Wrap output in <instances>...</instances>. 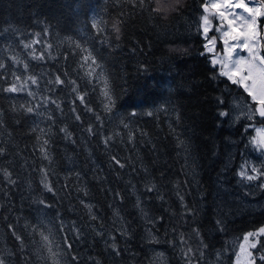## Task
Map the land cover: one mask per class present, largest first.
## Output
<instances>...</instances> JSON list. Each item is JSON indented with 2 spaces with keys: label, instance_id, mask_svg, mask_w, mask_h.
Wrapping results in <instances>:
<instances>
[{
  "label": "trees",
  "instance_id": "1",
  "mask_svg": "<svg viewBox=\"0 0 264 264\" xmlns=\"http://www.w3.org/2000/svg\"><path fill=\"white\" fill-rule=\"evenodd\" d=\"M204 3L0 0L2 264H47L44 242L65 264H155V248L232 264L231 241L264 228L263 205L242 207L244 123ZM252 253L264 264V233Z\"/></svg>",
  "mask_w": 264,
  "mask_h": 264
},
{
  "label": "rangeland",
  "instance_id": "2",
  "mask_svg": "<svg viewBox=\"0 0 264 264\" xmlns=\"http://www.w3.org/2000/svg\"><path fill=\"white\" fill-rule=\"evenodd\" d=\"M239 0H208L206 1V9L201 7V11L197 17V29L200 34L205 38L206 53L209 54L210 62L213 66L217 67L220 74L222 72L231 71L234 62L243 58L245 60L251 59L249 52L245 48L239 47L243 44L244 39L241 36L239 40L233 41L229 39L227 45L223 43L224 32L232 31L235 29L236 33L241 32H255V36L249 40V44L253 46V51L256 56H264V36L261 39L260 18L264 15H257L254 19L250 14L243 9L236 8L233 5L238 3ZM249 8H256V3L253 0H243ZM220 4L227 5L223 8H213L212 5ZM264 10V9H263ZM225 13L224 17L219 15V12ZM208 17V31L204 32V20ZM229 20L233 21L232 28L229 27ZM235 34V33H234ZM233 45H237L235 52L229 56L227 49ZM211 49V51H209ZM216 61V63H213ZM258 65V61H256ZM227 65V67H224ZM222 75V74H221ZM231 85V94L229 98V114L230 120L234 127L239 123H244L240 129V138L237 137L235 142H230L232 148L233 143H239V164L236 170V183L240 190L244 191L245 196L251 197V202H244L242 207L256 208L257 206H264V148L254 143V140L259 142L264 140V117H261L256 112L258 101L253 98L244 90L243 86L238 83H233L227 76L222 75ZM238 135V134H237ZM255 169V171H253ZM244 172L245 176L240 173ZM247 176H255V179L249 180ZM254 235L249 236L247 241L244 240V234L239 238L233 239L230 243L231 251L233 254L232 264H254L253 261V248L251 244H256V238L262 234L260 231L250 232ZM51 242H44L41 244L40 249L43 251V256L47 259V264H65L61 260L60 253L57 249H53ZM155 248L154 246H152ZM38 251V249H36ZM160 249H150L155 264H168L164 255L159 251ZM221 254L217 253L215 258L210 264H221Z\"/></svg>",
  "mask_w": 264,
  "mask_h": 264
},
{
  "label": "snow or ice",
  "instance_id": "3",
  "mask_svg": "<svg viewBox=\"0 0 264 264\" xmlns=\"http://www.w3.org/2000/svg\"><path fill=\"white\" fill-rule=\"evenodd\" d=\"M227 5H220V4H214L212 5L213 8H223ZM236 8L243 9L244 11L248 12L250 14V17L254 21L255 17L257 15H264V10L262 9H256V8H249L243 0H239L238 3H235L233 5ZM219 15L221 17L225 16V13L223 11L219 12ZM204 20V32L207 33L208 31V17L205 16L203 18ZM229 27L232 28L233 21L229 20ZM235 33V34H234ZM243 37L244 42L243 44L239 45L241 48L247 49L249 52V55L251 59L245 60L243 58H239L234 62L233 68L231 71L222 72V75H225L228 77L229 80H231L233 83H238L243 86L244 90L253 98V100L258 101V103L261 105V107L258 109L260 116L264 117V56H256L253 51V46L249 44V40L252 39L255 36V32H244L241 30V32L236 33L235 29L232 28V31L224 32L225 39L223 40V43L225 45L228 44L229 39L233 41H237L240 39V37ZM237 45H233L231 48L227 49V52L229 56L233 52H235ZM211 51V49H209ZM258 61V65L256 63ZM213 63H216V61H213ZM224 67H227V65H224ZM35 82V81H33ZM14 91L15 89H10ZM31 111V109H29ZM222 115H226V113H222ZM254 143H258V146L261 148H264V140H261L259 142L254 140ZM255 171V169H253ZM241 176H245L244 172L240 173ZM255 176H247V179L252 180L255 179ZM261 233H264V228L260 229ZM254 235L253 233H249L244 236V240L247 241L249 239V236ZM251 248H255L256 244L253 243L250 245ZM261 259H264V257H261ZM2 264V262H0Z\"/></svg>",
  "mask_w": 264,
  "mask_h": 264
},
{
  "label": "flooded vegetation",
  "instance_id": "4",
  "mask_svg": "<svg viewBox=\"0 0 264 264\" xmlns=\"http://www.w3.org/2000/svg\"><path fill=\"white\" fill-rule=\"evenodd\" d=\"M256 1L259 4L260 8L263 10L264 9V0H256ZM205 3H206V1H205ZM205 3L203 4V8L204 9L207 8L206 5H205ZM261 33H262L261 37H263L264 36V27L263 26H262ZM261 39H263V38H261Z\"/></svg>",
  "mask_w": 264,
  "mask_h": 264
},
{
  "label": "water",
  "instance_id": "5",
  "mask_svg": "<svg viewBox=\"0 0 264 264\" xmlns=\"http://www.w3.org/2000/svg\"><path fill=\"white\" fill-rule=\"evenodd\" d=\"M261 107V105L260 104H258L257 106H256V112H257V114H259V111H258V109ZM260 115V114H259ZM262 117V116H261Z\"/></svg>",
  "mask_w": 264,
  "mask_h": 264
}]
</instances>
